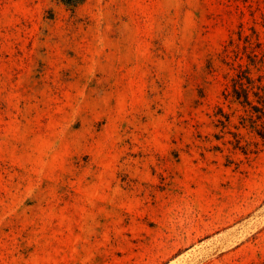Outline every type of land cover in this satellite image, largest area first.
Segmentation results:
<instances>
[{
	"label": "rangeland",
	"instance_id": "374dc122",
	"mask_svg": "<svg viewBox=\"0 0 264 264\" xmlns=\"http://www.w3.org/2000/svg\"><path fill=\"white\" fill-rule=\"evenodd\" d=\"M263 14L0 0V264H264V141L221 96Z\"/></svg>",
	"mask_w": 264,
	"mask_h": 264
},
{
	"label": "trees",
	"instance_id": "16d2710c",
	"mask_svg": "<svg viewBox=\"0 0 264 264\" xmlns=\"http://www.w3.org/2000/svg\"><path fill=\"white\" fill-rule=\"evenodd\" d=\"M59 1L74 11L84 0ZM261 26L264 28V14ZM221 61L229 69L224 74L221 96L242 111L235 126L250 129L264 141V30L239 23L224 45ZM224 117L230 122V114ZM230 132L238 141L237 133Z\"/></svg>",
	"mask_w": 264,
	"mask_h": 264
}]
</instances>
